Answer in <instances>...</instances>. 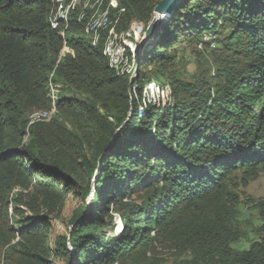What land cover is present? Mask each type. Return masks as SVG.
Instances as JSON below:
<instances>
[{"label":"trees","instance_id":"trees-1","mask_svg":"<svg viewBox=\"0 0 264 264\" xmlns=\"http://www.w3.org/2000/svg\"><path fill=\"white\" fill-rule=\"evenodd\" d=\"M70 1L0 0V264H162L160 250L170 264H264V197L259 238L238 249L231 191L264 170V0L179 1L132 78L108 66L105 33L90 45L87 16L51 26ZM159 1L118 0L117 23L139 32ZM205 39L211 64L186 80L177 66ZM63 41L72 52L58 61ZM152 79L168 105L138 118L131 86ZM72 194L67 234L54 235Z\"/></svg>","mask_w":264,"mask_h":264},{"label":"rangeland","instance_id":"rangeland-1","mask_svg":"<svg viewBox=\"0 0 264 264\" xmlns=\"http://www.w3.org/2000/svg\"><path fill=\"white\" fill-rule=\"evenodd\" d=\"M72 1H73L72 4L74 8H71V9H75V11H77V14H79L81 18L87 16L88 19L94 11H97L98 13L102 12V10L106 7V5L109 2V0H72ZM115 1L117 4L118 0H115ZM71 9L66 10V7L55 9L51 13V16H50L51 21H53L52 18H56V19L62 20L63 23L67 25L69 10ZM165 17L163 19H165ZM88 19H87V22H88ZM110 19L113 21L114 25H117L116 27H118L119 31L124 30L123 28H121V26H119L120 21H119V24L117 23L118 15L114 13L113 8L110 9ZM87 22H86V25H87ZM133 23H138L142 26V28H138L140 30L138 32L140 33L139 38H143L138 46L139 51H140L141 49L145 47V42L148 40L146 36L144 38L145 29L148 23L143 24L139 21H135ZM133 23L130 22L129 25ZM131 37H134V35H131ZM123 41L121 42V48L123 49V52L115 53L118 60H121V57L124 56V54L126 55L127 49L125 46L128 44V42L126 41L123 42ZM205 41H207L209 45H203V46L198 47L202 55L189 56L188 54H186L185 55L186 58L181 60V62L177 66L176 70L178 74L181 77H184L186 80H190L192 75L196 73V70L198 68L201 69L199 66H202V64L205 65L206 67L210 66L211 64V57H210L211 53L210 52L214 49V46L211 40L209 41L208 39H205ZM124 48H125V53H124ZM67 55L69 54H66L65 56ZM63 57L64 56L60 57V53H59L58 61ZM121 64H122L121 65L122 68H126L128 66L130 67L131 65L130 60L128 58ZM59 91H60V85H55L49 82V94L48 95L53 104H55L57 101L54 102L52 94L55 93L57 95L59 94ZM55 115H56V109L52 108V110L49 113H45V114L34 113L30 117V120L31 122H37L40 120L50 121ZM16 191H18V189H14L13 192H16ZM231 191L234 193V195L237 197V200H238L236 204V209H237L236 228H237L238 236L240 237L237 243L233 244L232 246L238 249H247L251 242L258 240L259 238V234L257 231H258V227L261 221L259 219L258 212L255 208V203L259 199L264 197V170L259 174L258 178L255 179L254 181L249 182L246 186L236 184L234 187L231 188ZM79 203H80L79 199L75 194H72L67 198V200L64 203L61 218L59 220L49 222L51 224V229L54 235H66L67 234V231H68L67 219L69 218L72 210ZM114 218H115L114 219V224H115L114 232L116 233L117 230L120 229V224H119L118 218L116 216ZM156 258L158 260L156 262L158 263L170 264V262L173 260V254L169 251L160 250ZM1 262L3 263L2 258H0V263ZM53 264H66V263L60 257H54Z\"/></svg>","mask_w":264,"mask_h":264},{"label":"bare ground","instance_id":"bare-ground-1","mask_svg":"<svg viewBox=\"0 0 264 264\" xmlns=\"http://www.w3.org/2000/svg\"><path fill=\"white\" fill-rule=\"evenodd\" d=\"M73 1L71 0L68 4L61 3L57 9H60L62 7H66V10L74 8L73 7ZM117 7L115 0H109L106 7L102 10V12L98 13L97 11H94L92 15L89 17L87 25L84 29L83 34L90 38V45L95 46L96 42L100 38V35L102 33H105L106 36L104 38V51L103 56H105L108 59V66L113 69L116 73H125L132 78L134 76L135 72V60L137 59L138 53H139V44L142 41L143 38H139L138 31L135 29H127V30H118L117 25L113 24V21L110 19V9L113 8V10ZM124 9L121 8L116 14L119 17V14L123 12ZM80 16L78 17V20H80ZM53 21L50 19V24L52 27H55L57 25V21L60 19L52 18ZM131 35H134V37H131ZM63 36V35H62ZM145 38V35H144ZM124 40V41H123ZM127 40L132 41V45L130 48V52L132 54V58L130 59L129 55L126 53L124 56L121 57V60H118L115 53L123 52V49L121 48V42H125ZM150 39H148L145 42V45L149 42ZM64 51V52H63ZM72 50L69 48H66L65 42L63 41V46L60 51V57L65 56L66 54H70ZM125 53V48H124ZM127 58L130 60V67L122 68L121 63H123ZM151 78V77H150ZM149 78V79H150ZM146 79V78H145ZM154 79L150 81H145V83L142 85L139 92H135V84L131 86V96L133 100L137 104V114L138 118L141 117L142 113L144 112V109L146 106H150L154 108L158 112H162L163 109L166 108L168 105L169 99H170V88L167 84H159ZM137 87V86H136ZM53 100L56 102L58 100V95L53 93ZM52 105H54L52 103ZM115 231V230H114ZM118 231V230H117ZM115 234V233H114Z\"/></svg>","mask_w":264,"mask_h":264},{"label":"water","instance_id":"water-1","mask_svg":"<svg viewBox=\"0 0 264 264\" xmlns=\"http://www.w3.org/2000/svg\"><path fill=\"white\" fill-rule=\"evenodd\" d=\"M181 0H160L157 6L154 8L153 17L148 22L145 29L146 38L150 39L160 21L167 16L174 6Z\"/></svg>","mask_w":264,"mask_h":264},{"label":"built area","instance_id":"built-area-1","mask_svg":"<svg viewBox=\"0 0 264 264\" xmlns=\"http://www.w3.org/2000/svg\"><path fill=\"white\" fill-rule=\"evenodd\" d=\"M29 125H31V122H30V124Z\"/></svg>","mask_w":264,"mask_h":264}]
</instances>
